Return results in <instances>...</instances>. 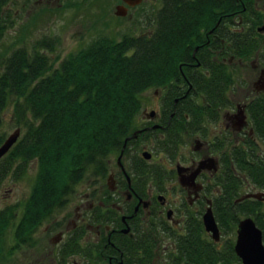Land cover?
Listing matches in <instances>:
<instances>
[{
    "label": "trees",
    "instance_id": "16d2710c",
    "mask_svg": "<svg viewBox=\"0 0 264 264\" xmlns=\"http://www.w3.org/2000/svg\"><path fill=\"white\" fill-rule=\"evenodd\" d=\"M11 1L0 0V39L11 25L7 11ZM160 2L154 27L147 34L124 33L119 39L100 35L57 65L43 51L53 50L51 40L44 38L31 51L18 47L1 61L0 114L14 100L23 132L0 160V183L10 172L21 176L31 162L36 164V173L16 224L15 206L0 210V258L5 255L6 232L11 226L14 246L9 253L31 238L46 218L62 210L79 183L104 179L110 156L123 148L135 128L143 92L180 78L179 64L191 58L201 29L208 30L220 15L236 9L234 0ZM256 34L251 24L245 40L232 34L231 53H253L258 47ZM215 69L212 76L193 78L208 103L225 102L233 84L222 64ZM249 108L254 135L264 143V95L254 98ZM175 134L176 129L171 130L169 138L160 141L171 157L181 143ZM257 140L248 136L244 146L222 153L216 179L220 192L213 197V211L226 235H235L239 219L251 216L264 243V203L238 200L245 181L264 189V156ZM3 141L0 136V144ZM185 225L188 233L178 240L177 256L183 261L179 264H241L231 236L218 247L204 231L200 216H190Z\"/></svg>",
    "mask_w": 264,
    "mask_h": 264
},
{
    "label": "flooded vegetation",
    "instance_id": "af4514ba",
    "mask_svg": "<svg viewBox=\"0 0 264 264\" xmlns=\"http://www.w3.org/2000/svg\"><path fill=\"white\" fill-rule=\"evenodd\" d=\"M234 2L235 10L220 15L208 30L201 29L200 42L194 45L191 58L179 64L180 78L156 88L161 90L160 108L149 111L141 108L137 116L140 120L135 122V128L128 136L129 145H123L115 162L109 159L106 176L94 183L100 184L76 195L75 202L69 199L68 204L74 205L66 214L54 216L55 213L46 218L31 238L17 245V264L183 262L177 256L178 240L188 233L185 224L190 216H199L209 202L213 211V197L220 192L216 179L222 169V153L235 146H244L248 136L256 140L249 104L264 95V54L259 52L264 46V0ZM249 24L255 25L258 42L251 55L255 57L252 67L257 71L251 93L242 103H232L229 95L232 84L226 91L225 102L208 103L200 84L194 83L193 78L214 75L215 66L219 64L233 77L232 62L248 61V55L231 53V36L240 35L245 40ZM182 65L186 73L181 70ZM220 121L225 125L223 137H220V129L219 132L215 130ZM207 124L212 125L211 130ZM174 129V137L181 140L175 153L186 137L193 136L190 155L175 165L184 168L182 175L188 176L200 161L209 158L216 166V170H202L197 175L198 189L182 186L175 169L172 172L176 180L169 182L165 170L160 167L162 164L150 166L160 150L168 153L160 141L169 138ZM229 135L235 137L234 141ZM150 139H154L156 152L148 143L137 148L139 141ZM145 151L150 153L149 158L143 155ZM212 187L216 190L211 195ZM195 206H199V210H195Z\"/></svg>",
    "mask_w": 264,
    "mask_h": 264
},
{
    "label": "rangeland",
    "instance_id": "374dc122",
    "mask_svg": "<svg viewBox=\"0 0 264 264\" xmlns=\"http://www.w3.org/2000/svg\"><path fill=\"white\" fill-rule=\"evenodd\" d=\"M121 3V0H12L7 6L11 25L0 39V63L15 48L24 47L31 51L32 46L38 40L44 38L51 40L53 50L46 48L43 51L57 65L70 52L86 46L100 35L119 39L124 33L141 35L151 32L155 24L156 12L161 5L160 0H142L139 5L129 8L127 15L124 17L114 14L115 6ZM259 52L264 54V46L261 47ZM251 55L252 53L248 56V61L240 62L236 60L231 64L234 82L229 95L233 101L232 103H242L248 93L252 91V82L256 80L257 71L252 67L255 57H251ZM257 63H260L259 59H257ZM160 92L161 90L156 88H150L143 92L141 96L142 108L147 111L160 108L162 100V96H159ZM14 105V100L9 101L0 114V136H3L4 139L17 128L20 130V135L23 132L22 126H19L17 122ZM137 119L136 121H139L140 117ZM216 126L215 130L219 132L220 129L222 132L220 137H223V131H225L224 123L220 121L219 125L217 124ZM207 128L211 130L212 125L207 124ZM228 137L232 141L235 139L231 135ZM192 138L193 136L185 138L184 144L181 145L182 147L179 148V151L177 150L174 153V157L160 150L159 152L161 153L156 156V160L150 162L152 164L150 166L159 167L156 165L162 164L160 167L165 170L168 176L166 181H175L176 178H174L172 170L175 169V165L179 160L186 159L187 155H190L191 149L189 145L193 142ZM256 142L259 146V152L264 156V143L260 140ZM143 143H148L149 148L152 147L153 152H156L154 139L144 140V142L139 141L137 148H140ZM116 157L117 153L111 155L109 159L115 162ZM35 173L36 164L31 162L26 172L21 174V176L16 177L15 174L10 172L0 183V210L7 206H15L17 215L13 224H16L19 220L18 216L21 214L23 203L30 193ZM95 182L97 181L85 180L79 183L75 188L76 194L74 193L70 200L75 202L76 195H82L84 191H89L100 184L98 182L94 185ZM215 190V188H211V195ZM260 190L262 189L255 187L249 181H245L242 193ZM208 197L210 198L209 195ZM71 205H66L64 209L57 212L54 216L66 214L68 209L72 208L74 204ZM194 209L199 210V206H195ZM228 236L235 238L233 234L226 235L221 232V240L218 243V247L222 246ZM13 246V226H11L6 232L5 255L1 256L0 264H17V250L9 253V247Z\"/></svg>",
    "mask_w": 264,
    "mask_h": 264
},
{
    "label": "water",
    "instance_id": "95a60500",
    "mask_svg": "<svg viewBox=\"0 0 264 264\" xmlns=\"http://www.w3.org/2000/svg\"><path fill=\"white\" fill-rule=\"evenodd\" d=\"M121 4L115 6L114 14L120 17L127 15L128 9L139 5L142 0H121ZM20 136V130L16 129L9 134L7 138L0 145V159L11 149ZM143 155L146 158L150 157V154L144 152ZM120 159V157H119ZM182 168L177 165L176 170L178 174V180L182 186H190L198 189L195 184L197 175L202 170H216V166L213 163V159L209 158L202 160L198 163L197 168L188 176L182 175ZM243 198H254L256 200L264 202V191L247 193ZM170 213V212H168ZM202 224L206 232L210 233L211 238L217 242L220 240L221 234L215 217L213 215L212 208L209 205L205 209L201 216ZM127 230V229H125ZM234 251L237 257L240 259L241 264H264V244L262 240V231L256 225L254 219L250 216L244 217L239 220L236 228V239L234 243Z\"/></svg>",
    "mask_w": 264,
    "mask_h": 264
}]
</instances>
